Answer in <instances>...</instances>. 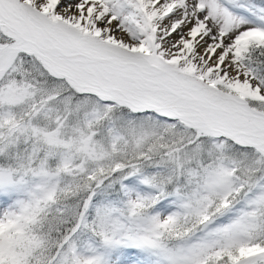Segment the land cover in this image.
<instances>
[{
    "label": "snow or ice",
    "instance_id": "6c2138e0",
    "mask_svg": "<svg viewBox=\"0 0 264 264\" xmlns=\"http://www.w3.org/2000/svg\"><path fill=\"white\" fill-rule=\"evenodd\" d=\"M0 264H264V0H0Z\"/></svg>",
    "mask_w": 264,
    "mask_h": 264
}]
</instances>
